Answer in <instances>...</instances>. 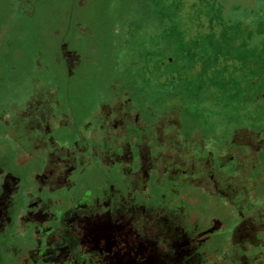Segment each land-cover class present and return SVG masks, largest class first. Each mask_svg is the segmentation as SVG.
Masks as SVG:
<instances>
[{"label":"flooded vegetation","instance_id":"flooded-vegetation-1","mask_svg":"<svg viewBox=\"0 0 264 264\" xmlns=\"http://www.w3.org/2000/svg\"><path fill=\"white\" fill-rule=\"evenodd\" d=\"M56 1L0 0L2 50L14 37V27L26 30L41 23L35 19L38 12ZM170 46L178 47L151 46L152 53L165 57L157 66L174 63ZM72 55L66 58L73 70ZM134 72L143 68L127 73L125 82L112 81L83 123L86 131L79 133L82 142L77 144L59 139V131L74 120L55 112L52 88L43 98L18 100L16 107L0 103V127L7 135L2 138L0 132V150L12 148L45 160L24 205L13 198V177L0 179V264H89L58 254L57 235L80 208L121 201L185 217L208 250L209 264H264V201H256L264 173V89L242 95L243 122L227 128V113L232 115L235 105L224 116L212 109L211 125L199 115H188L183 105L173 106L175 98L156 89L163 76L150 79L147 95H135ZM13 173L19 184L22 172ZM224 206L236 215L226 238L216 236L226 219H213L210 211Z\"/></svg>","mask_w":264,"mask_h":264},{"label":"rangeland","instance_id":"rangeland-1","mask_svg":"<svg viewBox=\"0 0 264 264\" xmlns=\"http://www.w3.org/2000/svg\"><path fill=\"white\" fill-rule=\"evenodd\" d=\"M48 6L35 18L41 23L26 30L13 26L14 37L3 50L0 43V103L2 108L16 107L18 100L43 98L52 88L55 112L74 120L59 131V139L67 144L82 142L83 123L112 81L125 82L135 68L144 72H134L135 95H147L150 79L163 76L156 89L175 98L173 106L183 105L188 115H199L211 125L212 109L224 116L227 107L235 105L234 113H227V128L243 122L242 95L264 89V0H57ZM162 43L178 45L168 47L175 58L169 67L157 66L165 57L151 52V46ZM70 54L73 70L67 65ZM0 132L6 138V129L0 127ZM0 151V179L13 177V198L24 205L45 160L12 148ZM14 170L22 172L19 184ZM260 177L257 203L264 201V173ZM212 210L213 219H226L225 229L216 235L226 238L236 215L227 206Z\"/></svg>","mask_w":264,"mask_h":264},{"label":"crops","instance_id":"crops-1","mask_svg":"<svg viewBox=\"0 0 264 264\" xmlns=\"http://www.w3.org/2000/svg\"><path fill=\"white\" fill-rule=\"evenodd\" d=\"M95 206L68 218L57 235L62 257L89 264H209L208 250L185 217L123 201Z\"/></svg>","mask_w":264,"mask_h":264}]
</instances>
